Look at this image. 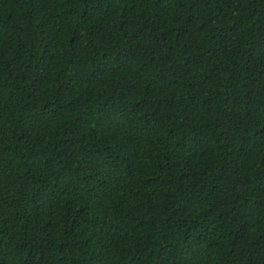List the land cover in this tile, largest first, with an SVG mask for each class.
I'll return each instance as SVG.
<instances>
[{
    "label": "trees",
    "instance_id": "trees-1",
    "mask_svg": "<svg viewBox=\"0 0 264 264\" xmlns=\"http://www.w3.org/2000/svg\"><path fill=\"white\" fill-rule=\"evenodd\" d=\"M0 264H264V0H0Z\"/></svg>",
    "mask_w": 264,
    "mask_h": 264
}]
</instances>
